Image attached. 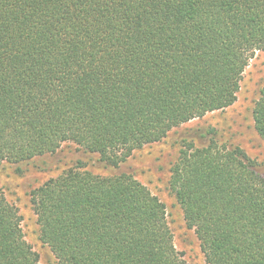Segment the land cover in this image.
Wrapping results in <instances>:
<instances>
[{
  "label": "trees",
  "instance_id": "1",
  "mask_svg": "<svg viewBox=\"0 0 264 264\" xmlns=\"http://www.w3.org/2000/svg\"><path fill=\"white\" fill-rule=\"evenodd\" d=\"M264 51V0H0V165L66 143L118 168L233 106ZM253 108L264 140V85ZM183 140L169 186L204 264H264V176L239 145ZM57 264H188L165 203L81 161L31 193ZM0 264H41L0 189Z\"/></svg>",
  "mask_w": 264,
  "mask_h": 264
},
{
  "label": "rangeland",
  "instance_id": "2",
  "mask_svg": "<svg viewBox=\"0 0 264 264\" xmlns=\"http://www.w3.org/2000/svg\"><path fill=\"white\" fill-rule=\"evenodd\" d=\"M263 85L264 51H260L244 74L238 100L233 106L175 128L163 141L146 145L118 168L105 165L97 154L78 150L73 143H66L58 152L32 161L0 165V189L19 210L25 238L40 254L41 264L57 263L50 248L39 239V227L30 193L49 178L74 167L79 161L94 173H131L149 187L167 207L177 249L185 254L188 264H204L196 233L186 225L182 210L170 190L171 164L176 161L183 140L193 139L197 145H203L208 138L202 136V133L210 127H216L218 139L229 145L241 146L257 161L258 169L264 176V140L257 133L253 120V108Z\"/></svg>",
  "mask_w": 264,
  "mask_h": 264
}]
</instances>
